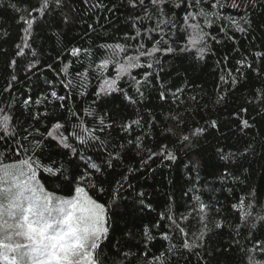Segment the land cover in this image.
<instances>
[{"label": "snow or ice", "instance_id": "6c2138e0", "mask_svg": "<svg viewBox=\"0 0 264 264\" xmlns=\"http://www.w3.org/2000/svg\"><path fill=\"white\" fill-rule=\"evenodd\" d=\"M81 2L90 8L105 7L99 2L92 5H89V0ZM126 2L134 16L129 18L133 34L126 32L122 37L123 42L101 44L96 52L82 47L68 49L67 55L74 58L75 62H80L81 57H87L89 63L86 67L81 63L83 70L75 72L73 76L70 67L74 61L63 63L61 59L63 67L56 71V77L65 94H59L56 90L57 84L50 80L47 81L50 91L35 100L28 95L22 101L23 106L29 109L33 121L39 123L41 118L48 121L44 125V131L39 128L30 131L22 125L17 126L12 104H0V148L4 149L0 152V264H102L99 249L103 242L109 239V216L116 215L120 205L113 201L109 207L90 194L105 192L99 177L108 169H113L115 164H123L126 151H134L140 156L142 167H150L149 161L154 163L156 159H160L162 163L167 161L169 164H174L178 160L176 151L171 150L168 144H161L159 151L145 148V140L151 136V131L128 138L125 143L113 142L112 150L108 152L106 145L109 142L101 137L110 135L108 130L114 127L110 122L111 113L97 115L91 105L84 108L81 113L74 110L75 106L66 105V101L72 99L74 94L86 95L91 76H95L98 85L92 104H96L97 101L106 103L102 97L112 96L113 93L120 94L113 99H120L122 104L125 101L128 104H136L138 101L135 96L143 100L144 86H150L151 81L157 80L163 71L164 66L157 57L171 56L173 62L177 59L183 61L191 58L194 67L196 63L206 60L211 52V43L221 45L225 41H232L235 46L237 43L235 33H248L255 22L247 15L248 9L255 7L252 0L247 4L245 0H126ZM0 8H11L16 13L21 11L26 13L19 16V22L23 24V40L22 44L16 46L15 51L16 57L25 56L26 50L31 54L32 60L27 64L26 72H32L40 64L37 59L38 53L30 43L37 17L43 19L50 13L59 15L68 8V13L62 16V22L66 27H71L75 23L76 9L68 5L66 0H37L35 6L23 10L11 0L7 4L5 0H0ZM228 8H243L245 14L239 18L225 15ZM137 9L139 11H136ZM180 9H183L182 16L174 11ZM169 12H173V15L169 16ZM146 21L153 26H146ZM259 23H264V18H261ZM213 29L216 34H213ZM249 56L252 57L251 60ZM227 60L225 57L223 63L226 64ZM256 62H264V51H254L236 60L235 74L229 68L226 75L219 76V80L222 84H230L235 88L240 80L245 78L243 69H248L255 73L257 78H261L264 69ZM17 63L16 59H12L10 67L14 69ZM220 63L217 62L218 65ZM47 68L55 71L51 64L47 65ZM154 68L157 71H151ZM137 69L142 70L143 74L134 75V70ZM124 80L128 81L130 87L120 86ZM17 81L18 76L12 74L3 92L10 94L13 83ZM163 88L164 85L161 84L159 90L161 100L166 99ZM180 91L181 89H176V93ZM133 92L134 95L131 94ZM173 95L175 97V93ZM224 100L225 96L219 95L216 103ZM33 104L45 106L54 104L55 107L65 109L68 115L63 112L56 114L55 110L52 115H49L47 110L32 113L30 106ZM247 104L254 110L259 106L264 119V81L262 87L254 90L252 99L248 100ZM247 112L248 107L235 110L237 130L241 133L245 130L251 131L253 127L249 119L242 118ZM142 120L143 117L137 114L136 119L122 124L120 130L131 134L134 126L146 127L149 130L159 127L155 116L151 114L143 125ZM162 123L161 134L165 138L174 137L172 143H179L180 148L193 157L190 165L186 167L198 166L201 163L198 154L192 150L206 135L213 134L208 130L219 131V124L215 119L187 132L184 130L185 121L179 114L165 116ZM239 139L242 137H238ZM25 141H31V149L23 147ZM245 145L242 155L246 156L254 149L247 142ZM98 146L105 147L107 153V158L102 163H97L93 158L94 156L99 158L98 154H89L90 148ZM218 151L221 160L231 159L232 154L226 155L223 148ZM19 155H25L27 158L18 160L17 163H5ZM219 167L225 169L223 175L227 178L229 165ZM136 170L128 167L127 174L116 183L123 186L128 182L129 175ZM57 182L63 187L58 189ZM45 184L51 185L53 190L47 191ZM128 187L131 188L132 185L128 184ZM57 190H67L68 198L57 196L55 194ZM112 194L118 198L119 192L117 190ZM144 197L145 194L139 192L134 199L139 201L141 210H152V204L145 203ZM195 199L199 201L200 198L197 196ZM231 207L238 212L237 221L242 222L235 225L237 237L233 239L243 237L245 232H251L248 228L250 219L264 222V215H253L255 206L251 202L246 203L241 199L238 204ZM206 209L207 205L199 203L200 213H205ZM159 216L161 220L167 219L173 224L176 223L171 214L160 213ZM200 219L203 221L204 216L202 215ZM159 227V223H154L151 227L144 226L141 234L150 242L154 239L152 229ZM224 227L223 220L215 224L216 229ZM179 231L187 236L184 228H179ZM251 235L252 239L244 237L243 244H236L237 250H243V255L236 264H264V239H255L254 233ZM162 236L164 240L169 239L166 232ZM201 238L202 235L196 237V240ZM229 245L231 246V240ZM183 247L193 250L198 249L199 244L185 239ZM128 255L130 254H125L127 264H156L162 261L165 253L156 256L145 250L139 254H131V260L128 259ZM113 264H116L115 260Z\"/></svg>", "mask_w": 264, "mask_h": 264}, {"label": "trees", "instance_id": "16d2710c", "mask_svg": "<svg viewBox=\"0 0 264 264\" xmlns=\"http://www.w3.org/2000/svg\"><path fill=\"white\" fill-rule=\"evenodd\" d=\"M8 2L9 0H5L6 4ZM11 2L16 3L22 10L37 4V0H11ZM98 2L105 7L95 9L82 4L81 0H66L68 5L76 9L75 23L71 27H66L62 22V16L68 13V8L59 15L50 13L43 19L37 17L30 43L38 53L37 59L40 64L32 72L25 71L27 64L32 60L27 50L25 56H15L16 46L22 44L23 40V24L19 22V16L26 13L23 11L16 13L11 8H0V104H12L17 126L22 125L30 131L34 128L44 131V125L48 121L43 118L39 123L33 121L29 109L23 106L22 101L28 95L35 100L50 91L51 88L47 84L50 80L57 84L56 90L59 94H65L59 86L56 71L69 60L74 61L70 67L73 76L75 72L83 70L81 63L85 67L88 65L87 57H81L80 62H75L74 58L67 55L68 49L82 47L96 52L99 45L123 42L122 37L126 32L134 33L130 28L129 19L134 16L126 0H89V5ZM248 2L249 0H245V4ZM252 3L255 7L249 8L247 15L255 22L248 33H235L237 42L235 46L232 41H225L221 45L211 43V52L206 60L196 63L194 67L191 58L183 61L177 59L173 62L171 56L157 57L164 66L163 71L157 80L151 81L150 86H144L143 100L135 96L138 103L128 104L125 101L122 104L120 99H113L120 94L113 93L112 96L102 97L106 103L97 101L96 104H92L98 86L94 75L90 77L91 83L85 96L74 94L72 99L66 101V105L75 106L74 110L81 113L90 105L97 115L111 113L110 122L114 127L108 130L110 135L101 137L109 142L106 145L108 152L112 150L113 142L125 143L128 138L151 131V136L145 140V148L159 151L161 144H168L178 156L174 164H169L167 161L162 163L160 159H156L154 163L149 161L150 167H142L141 157L134 151H126L123 164H115L113 169H108L99 177L105 192L102 194L90 192V194L109 207L112 206L113 201L120 205L117 214L109 216V239L105 240L99 249L102 264H113L114 260L116 264H127L125 254H130L128 259L131 260V254H139L145 250L156 256L165 253L162 261L156 264H236L243 255L242 249H236L237 243L243 244L244 237L252 239L251 233H254L255 239H264V222L256 219H250L248 222L251 232H245L243 237L233 239L237 237L235 225L242 222L237 221L238 212L231 207L244 199L246 203L251 202L255 206L254 216L264 215V119L259 106L254 110L247 104V101L252 99L254 90L262 87L264 74L261 78H257L252 71L243 69L245 78L241 79L235 88L230 84L224 85L219 80V76L226 75V70L229 68L235 74L236 60L254 51H264V23H259L261 18H264V0H252ZM174 11L180 16L183 15V9ZM140 14L143 15L142 12ZM244 14L243 8H228L225 12V15L237 18ZM171 15L173 12H169V16ZM145 23L146 26H153L150 22ZM212 31L216 34L214 29ZM100 52L102 53L103 50L101 49ZM225 57L228 58L226 64L223 63ZM12 59L18 62L14 69L10 67ZM251 59L252 57L249 56V60ZM218 61L221 62L219 65ZM49 64L55 71L47 68ZM256 64L264 69V62H256ZM151 71L155 72L157 69ZM12 74L18 76V81L13 83L10 94L4 93L3 89L7 87ZM133 74L142 75L143 72L137 69ZM161 84L164 85L165 100L159 98ZM120 86L130 87L127 80L122 81ZM177 88L181 89L179 93H176ZM131 94L134 95V92ZM219 95H224L225 100L217 104ZM242 107H248V112L242 118L249 119L253 124L251 131L245 130L244 133L237 130L235 117V110ZM30 109L32 113L47 110L49 115H52L55 110L56 114L63 112L68 115L65 109L55 107L54 104L46 106L33 104ZM137 114L143 117L142 125L149 120V114L155 116L159 127L149 130L146 127L134 126L131 134L120 130L122 124L136 119ZM169 114L181 116L186 124L185 132L197 126H204L206 121L213 119L218 121L219 131L209 129L208 131L213 134L206 135L192 150L198 154L201 161L198 166L186 167L190 165L193 157L180 148L179 143H172L174 137L165 138L161 134L162 122ZM238 137L242 139L238 140ZM17 139L19 140L20 137ZM245 142L254 149L246 156L242 155ZM23 147L31 149V141L23 142ZM221 148L226 155L232 154L230 160L220 159L218 150ZM2 151L4 149L0 148V152ZM35 151L39 150L35 149ZM93 153L99 156V158L93 157L97 163H102L107 158L105 147L90 148L89 154ZM26 158L25 155H19L5 163H17L18 160ZM219 165H229L227 178L223 175L225 169ZM128 167L137 170L129 175L127 183L120 186L116 182L127 174ZM128 184L132 187L129 188ZM62 187L57 182V188ZM45 188L47 191L53 190L49 184H45ZM117 190L118 198L112 194ZM139 192L145 194V203H151L152 210H141L139 201L134 199ZM55 194L62 198H68L69 195L67 190H57ZM197 196L200 198L199 201L195 199ZM201 202L207 205L203 214L199 212ZM160 213L171 214L176 223L173 224L167 219L161 220ZM202 215L203 221L200 219ZM221 220L224 221L225 227L216 229L215 224ZM154 223H159L160 227L153 228L151 234L154 239L150 242L146 241L141 234L142 228L151 227ZM179 228L185 229L186 237L180 233ZM165 232L169 236L168 240L163 239L162 234ZM201 235L202 238L196 240V237ZM185 239L189 242L195 241L199 244V248L185 249L183 247Z\"/></svg>", "mask_w": 264, "mask_h": 264}]
</instances>
